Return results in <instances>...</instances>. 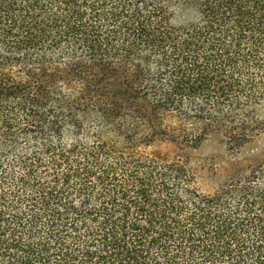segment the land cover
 Here are the masks:
<instances>
[{
    "label": "trees",
    "instance_id": "obj_1",
    "mask_svg": "<svg viewBox=\"0 0 264 264\" xmlns=\"http://www.w3.org/2000/svg\"><path fill=\"white\" fill-rule=\"evenodd\" d=\"M263 134L264 0H0V264H264V160L190 157Z\"/></svg>",
    "mask_w": 264,
    "mask_h": 264
},
{
    "label": "rangeland",
    "instance_id": "obj_2",
    "mask_svg": "<svg viewBox=\"0 0 264 264\" xmlns=\"http://www.w3.org/2000/svg\"><path fill=\"white\" fill-rule=\"evenodd\" d=\"M164 152V151H163ZM191 162L193 166L212 164L217 169H228L236 161L246 158L248 160H264V134L257 141L253 150H249L243 156H233L230 151L217 139H209L203 143L198 149L190 151ZM217 180L211 177L200 186L205 191H210L215 187Z\"/></svg>",
    "mask_w": 264,
    "mask_h": 264
}]
</instances>
